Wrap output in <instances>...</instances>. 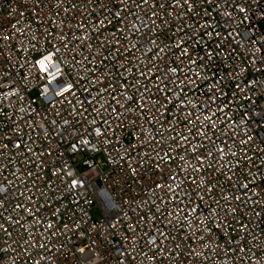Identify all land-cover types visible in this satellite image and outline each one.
<instances>
[{
	"label": "built area",
	"instance_id": "1",
	"mask_svg": "<svg viewBox=\"0 0 264 264\" xmlns=\"http://www.w3.org/2000/svg\"><path fill=\"white\" fill-rule=\"evenodd\" d=\"M0 264H264V0H0Z\"/></svg>",
	"mask_w": 264,
	"mask_h": 264
}]
</instances>
